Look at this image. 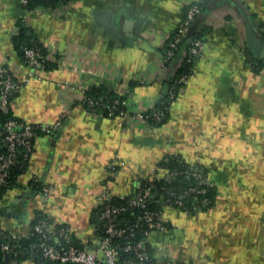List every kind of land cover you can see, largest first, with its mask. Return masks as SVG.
<instances>
[{
    "label": "crops",
    "instance_id": "1",
    "mask_svg": "<svg viewBox=\"0 0 264 264\" xmlns=\"http://www.w3.org/2000/svg\"><path fill=\"white\" fill-rule=\"evenodd\" d=\"M193 4L204 11L196 32L204 47L188 84L160 124L134 118L169 94L179 57L163 69V55ZM22 19L58 66L43 67L22 87L12 113L60 125L35 138L28 168L0 199V229L26 235L46 213L94 248L100 193L136 194L165 155L178 154L203 164L220 194L197 216L166 209L175 225L149 237L158 263L264 264V75L245 54L259 60L249 37L264 40V0H67L27 13L20 0H0V69L27 71L14 43ZM91 86L123 96L132 116L120 124L88 109ZM117 157L125 164L110 177ZM34 177L53 186L47 202ZM34 261L31 254L18 264ZM0 264L14 263L4 255Z\"/></svg>",
    "mask_w": 264,
    "mask_h": 264
},
{
    "label": "built area",
    "instance_id": "2",
    "mask_svg": "<svg viewBox=\"0 0 264 264\" xmlns=\"http://www.w3.org/2000/svg\"><path fill=\"white\" fill-rule=\"evenodd\" d=\"M25 12H29L27 5L30 0H20ZM49 1V0H46ZM201 11V6L199 4L191 5L182 20L181 25L176 31L173 40L169 43L168 48L165 50L162 60L163 69L171 67L173 65V60L175 58V50L178 44L183 40L188 38V32L198 15ZM204 41L203 38H192L190 41V47L188 53L195 59L200 58L203 55ZM247 58H249L250 63L253 67L257 69V72L264 75V63L260 64L258 60L254 61L253 56L248 51L245 52ZM24 58L26 60L25 66L27 67L26 72H16L10 71L9 69H0V114H9L11 110L12 98L11 96L19 92L24 85L30 82L32 79L38 77V71L44 66V55L38 48L25 47L24 48ZM191 78L190 75L179 76L175 83L184 87L188 84ZM176 90V85L174 84L170 88V93H174ZM89 106L92 111L97 112L95 106H99L102 109L107 110L109 115H116L121 118L120 124H124L127 118L133 115L134 118H144L160 120L162 113L154 111L152 113H147L146 111L137 112L136 114L128 113L126 108L121 107L125 105V101H120L116 99L110 103H106L100 100H88ZM60 125V120L54 124H42V123H27L23 121H18L16 118H9L4 126L0 127V148L6 149V151H0V184L4 185L7 182L8 169L11 165L18 162L19 155H23L24 159H28L32 152L34 145V139L41 134H51ZM124 162L120 158H114L107 166L108 174L110 177H114L118 174L120 167L124 166ZM204 165L197 162H189L188 168L183 171L187 179L193 177L196 180V185L190 187V192H195L196 194L206 191V187L211 185L212 180L209 174L205 173ZM176 172H167L165 175L166 180H171L175 176ZM35 181L41 184L40 193L43 200L47 202L53 191V186L46 184L34 177ZM143 180H148L149 185L146 184L142 190L134 197L127 200V205H114L111 203L115 194H113L109 189L103 190L98 199L100 204H103V208L100 212L101 220L106 221L104 235L101 236L98 244L94 248L85 247L82 245L75 244L72 240V234L70 227L67 225H61L59 227L49 224L48 220L41 219L33 227L29 234L38 233L41 238L38 242L31 245L33 249H39L41 252L42 259H47L48 261L58 263V264H144L148 259L149 254L145 251V243L147 242L148 236L150 237V232H145L147 236L136 245L127 243L124 246L126 252H132L136 258H127L121 260L120 246L119 243L114 242L115 238L127 234V229L118 226L114 218L124 215L127 207H142L146 208V204L150 197H152L153 189L156 187L154 183H151L150 177L142 178ZM166 192H170L166 190ZM171 193V192H170ZM120 198L124 199V195H119ZM157 196V194H156ZM162 197H164L162 195ZM175 203L167 202L163 200L162 211H153L146 209L144 211L143 218L151 228H158L159 230H166L167 228L174 226L175 224L164 218V213L166 209H178L182 207L183 202L181 199L174 201ZM203 203H207L204 201ZM193 208L196 214H200L202 210L193 204ZM185 214H189L188 211H184ZM1 238L14 240L18 238L16 232H8L3 230L0 232V258L6 254L9 257L17 255L16 244H11V241H3ZM149 240V238H148ZM14 264H18L17 260H12ZM44 261H41L43 264ZM173 264H182L180 261H176Z\"/></svg>",
    "mask_w": 264,
    "mask_h": 264
},
{
    "label": "trees",
    "instance_id": "3",
    "mask_svg": "<svg viewBox=\"0 0 264 264\" xmlns=\"http://www.w3.org/2000/svg\"><path fill=\"white\" fill-rule=\"evenodd\" d=\"M67 0H30L29 4L27 5V9L29 11H32L33 9H36L38 6H51L55 5L61 2H65ZM200 5V4H199ZM201 6V5H200ZM190 7V6H189ZM188 7V8H189ZM186 9V11L188 10ZM185 11V14H186ZM19 30L14 35V43L18 50L19 55L21 56V59L24 63H26V60L24 58V48L25 47H33L38 48L41 53L44 55V68H54L58 66L57 61H55L52 58H47L48 52L47 47L43 46V44L36 38L34 35L28 34V28L27 24L22 19L19 21ZM202 31L193 36L192 38H203ZM176 34V33H175ZM175 36V35H174ZM173 36V38H174ZM173 38L168 42L166 49L169 46V43L173 40ZM190 42H187V38L183 39L177 46V49L175 50V57H179V63L176 67V70L174 74L171 76V86L174 84L176 85V90L174 93H170L164 97L161 102H159L153 111L158 112H168L169 107L171 103L176 99L178 95V91L181 88L180 85L176 84V79L181 75H192L194 72V64L197 59L193 58L189 53ZM165 49V50H166ZM182 50H185L184 53H182ZM251 53V52H250ZM254 59V58H253ZM249 60V59H248ZM254 61H257V59H254ZM250 62V60H249ZM262 64L263 62H258ZM20 92L14 93L11 98L13 99L18 95ZM100 100L106 103H110L116 99H119L120 101H124L123 96L119 94H114L112 91L103 90L102 88H96V87H89L86 90V98H85V105L88 109L92 110L89 106L88 100ZM97 107V113H103L105 115H108L107 110L102 109L99 106ZM121 107L126 108L125 105H121ZM147 112V111H146ZM151 113V112H147ZM16 118L18 121H22L19 118L15 117L12 113V108L10 110L9 114H0V127L2 128L4 126V123L9 118ZM150 122L155 124H160L163 121V117L160 118V120H156L154 118L148 119ZM24 122V121H23ZM42 135V134H41ZM35 141V139H34ZM33 141V142H34ZM2 152L6 151V149L2 148ZM31 155V154H30ZM29 160L24 159L23 155H19L18 162L11 165V167L8 169V177L7 182L4 185L0 184V199L3 197L6 191L9 189H12L14 186L17 185L18 177L25 172V170L28 168ZM189 161L186 160L184 157L178 155V154H167L165 155L158 163H157V169L155 173H153L150 177L151 183H154L156 187L153 189L152 197L149 198L146 208L142 207H127V210L124 212V215L117 217L114 219L115 223L123 228H126L127 234H124L123 236L115 238L114 242L117 241L120 246V254H121V260L127 259V258H136L134 253L132 252H126L124 250V246L129 242L133 245L138 244L143 239H146L147 236L145 235V232L149 231L150 235L151 233L155 232L156 230H159L158 228H151L145 219L143 218L144 211L146 209L153 210V211H162V204L163 200H166L167 202L175 203L177 199H181L183 202L182 207L176 209L182 213L184 211H188L191 216H197L196 211L194 210L193 204L198 206L202 212L201 213H207L210 212L216 205L219 199V185L216 183V181L212 180L211 185L207 186L205 189V192L196 194L195 192H190V187L196 185V180L191 177L190 179H187L184 175L183 171H185L188 168ZM205 173L209 174V170L204 167ZM167 172H176L175 176L171 180H166L165 175ZM210 176V174H209ZM33 185L37 190L40 192L41 184L35 179L32 180ZM149 181L142 179L141 187L143 188L146 184L149 185ZM132 195H125V198H120L121 196L115 195L112 199L111 203L114 205H127V200L130 198L136 196L141 190ZM166 190H169L170 192H166ZM154 194H157V196H154ZM162 195L164 197H162ZM204 201H207V203H203ZM103 204H99V206L95 210L94 219L97 223H99V233L101 236H103L105 233V225L106 221L101 220L100 212L102 210ZM200 213V214H201ZM185 214V213H184ZM125 216L126 220H122V217ZM44 219L48 220L49 224H53V219L50 218V216L46 213H41L38 215L37 219L33 222V225L31 227V230L33 227L39 222V220ZM61 225H57L59 227ZM31 230L29 232H31ZM3 230L0 229V232ZM9 232V231H8ZM29 232L26 235H18V238H15L14 240L4 239L1 238L3 241H11V244H16V250L18 251L17 255H12V260H17L18 263H20L23 260L28 259L31 257L32 251L35 253V261L34 264H41V261L43 260V264H58L51 261H48L47 259H42L41 252L38 249H33L31 245L35 242H38L41 236L38 233L35 234H29ZM10 233V232H9ZM149 238V236H148ZM147 238V242L145 243V251L148 252L149 257L144 262V264H159L158 260L154 254V248L150 244V241ZM72 240L75 244H78L77 240H74L72 236Z\"/></svg>",
    "mask_w": 264,
    "mask_h": 264
},
{
    "label": "water",
    "instance_id": "4",
    "mask_svg": "<svg viewBox=\"0 0 264 264\" xmlns=\"http://www.w3.org/2000/svg\"><path fill=\"white\" fill-rule=\"evenodd\" d=\"M204 10V9H203ZM203 12L202 11L200 14H198L197 18L194 20L193 25L191 26L189 32H188V38L187 42H190L192 37L196 35L197 29L202 23L203 20ZM249 44L253 47V53L259 58L260 62L264 63V40L260 38L259 36H256L255 34H250L249 37ZM156 196V194H154ZM115 217L114 219H116ZM122 220H126V217L123 216ZM32 256L34 258L35 253L32 251ZM6 256L9 257V254H6Z\"/></svg>",
    "mask_w": 264,
    "mask_h": 264
},
{
    "label": "rangeland",
    "instance_id": "5",
    "mask_svg": "<svg viewBox=\"0 0 264 264\" xmlns=\"http://www.w3.org/2000/svg\"><path fill=\"white\" fill-rule=\"evenodd\" d=\"M161 231H163V230H161Z\"/></svg>",
    "mask_w": 264,
    "mask_h": 264
}]
</instances>
